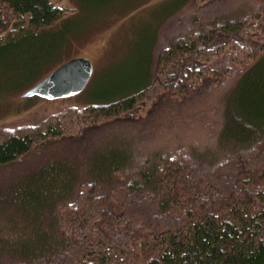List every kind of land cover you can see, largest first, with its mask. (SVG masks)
<instances>
[{
    "label": "trees",
    "instance_id": "16d2710c",
    "mask_svg": "<svg viewBox=\"0 0 264 264\" xmlns=\"http://www.w3.org/2000/svg\"><path fill=\"white\" fill-rule=\"evenodd\" d=\"M164 2L144 82L0 123V264H264V0ZM69 11L0 0V60L41 64ZM225 84L208 144L184 102Z\"/></svg>",
    "mask_w": 264,
    "mask_h": 264
},
{
    "label": "rangeland",
    "instance_id": "374dc122",
    "mask_svg": "<svg viewBox=\"0 0 264 264\" xmlns=\"http://www.w3.org/2000/svg\"><path fill=\"white\" fill-rule=\"evenodd\" d=\"M53 1L70 8L71 13L59 20L58 30L45 37L48 50L44 52L43 62L35 64L26 73L14 67L22 68L19 59L13 60L12 66L0 60L1 124L17 120L37 124L68 105L96 103L109 94L127 92L147 79L146 60L155 28L169 8L165 0H149L146 6L143 3L147 0ZM24 45V41H20L22 48ZM32 48L33 51L36 49L34 45ZM20 50L21 53L24 51ZM74 57L89 58L94 66L83 91L57 99L23 95L44 74ZM227 86L202 90V96H191L184 102L190 131L193 135L201 131L195 136H200L205 143L211 142L207 140L208 136L219 128L223 118L220 115L224 104L215 90ZM201 122H204L202 130ZM205 124L212 127V132L206 130Z\"/></svg>",
    "mask_w": 264,
    "mask_h": 264
},
{
    "label": "water",
    "instance_id": "95a60500",
    "mask_svg": "<svg viewBox=\"0 0 264 264\" xmlns=\"http://www.w3.org/2000/svg\"><path fill=\"white\" fill-rule=\"evenodd\" d=\"M94 66L86 57H74L63 62L24 92L46 99L69 97L80 93L88 84Z\"/></svg>",
    "mask_w": 264,
    "mask_h": 264
}]
</instances>
